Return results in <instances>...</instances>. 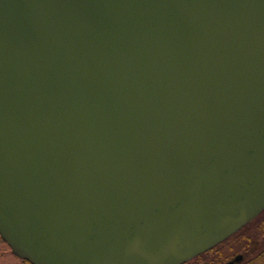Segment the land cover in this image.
<instances>
[{"label": "water", "instance_id": "95a60500", "mask_svg": "<svg viewBox=\"0 0 264 264\" xmlns=\"http://www.w3.org/2000/svg\"><path fill=\"white\" fill-rule=\"evenodd\" d=\"M263 210L264 0H0L15 255L184 264Z\"/></svg>", "mask_w": 264, "mask_h": 264}, {"label": "rangeland", "instance_id": "374dc122", "mask_svg": "<svg viewBox=\"0 0 264 264\" xmlns=\"http://www.w3.org/2000/svg\"><path fill=\"white\" fill-rule=\"evenodd\" d=\"M244 233L248 240L239 241ZM215 249L188 264H264V213ZM237 256H241L239 261H236ZM22 260L0 237V264H24Z\"/></svg>", "mask_w": 264, "mask_h": 264}, {"label": "trees", "instance_id": "16d2710c", "mask_svg": "<svg viewBox=\"0 0 264 264\" xmlns=\"http://www.w3.org/2000/svg\"><path fill=\"white\" fill-rule=\"evenodd\" d=\"M263 213H264V212H263ZM263 213H261L257 218H259L260 216H262ZM241 231H242V230H241ZM240 234H241V233H240ZM240 234H239V235H240ZM241 237H242V238H241L239 241H241L242 239H244V240H246V241L248 240V236L245 235V233L242 234ZM245 238H246V239H245ZM239 241H238V242H239ZM238 242H237V243H238ZM217 247H218V246H217ZM217 247H216V248H217ZM214 249H215V248H214ZM214 249H212V250H214ZM212 250H210V251H212ZM206 253H207V252H206ZM206 253H204V254H206ZM204 254L199 255V256H198L197 258H195V259H199V258H201V256H203ZM22 262H23L24 264H30V263H29L28 261H26V260H22ZM216 264H217V263H216Z\"/></svg>", "mask_w": 264, "mask_h": 264}, {"label": "flooded vegetation", "instance_id": "af4514ba", "mask_svg": "<svg viewBox=\"0 0 264 264\" xmlns=\"http://www.w3.org/2000/svg\"><path fill=\"white\" fill-rule=\"evenodd\" d=\"M253 221H254V220H253ZM253 221H251V222H249L248 224H246L243 228L240 229V231H241V230H244V229H245L250 223H252ZM233 236H234V235H231V236H230L229 238H227L226 240H229V239L233 238ZM226 240H225V241H226ZM225 241H224V242H225ZM223 244H224V243H223ZM215 250H216V249H215ZM251 250H252V248H251ZM239 257H240V258H239V260H240V259H241V256H239ZM239 260H238V261H239Z\"/></svg>", "mask_w": 264, "mask_h": 264}]
</instances>
